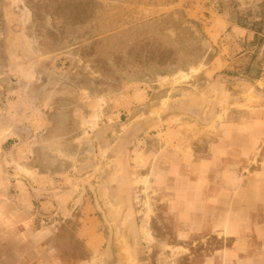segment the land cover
I'll return each mask as SVG.
<instances>
[{
  "label": "rangeland",
  "instance_id": "obj_1",
  "mask_svg": "<svg viewBox=\"0 0 264 264\" xmlns=\"http://www.w3.org/2000/svg\"><path fill=\"white\" fill-rule=\"evenodd\" d=\"M262 194L264 0H0V264H264Z\"/></svg>",
  "mask_w": 264,
  "mask_h": 264
},
{
  "label": "crops",
  "instance_id": "obj_2",
  "mask_svg": "<svg viewBox=\"0 0 264 264\" xmlns=\"http://www.w3.org/2000/svg\"><path fill=\"white\" fill-rule=\"evenodd\" d=\"M254 0H252V2H253ZM225 20H226V22H228L229 24H232V23H234L235 21L233 20V18H232V16H231V14L230 13H227V15L225 16ZM231 19V20H230ZM35 177H36V175H35ZM264 194H262L261 195V197H259V198H264V196H263ZM44 202V201H43ZM42 202V203H43ZM41 209H43V211H46V209L44 208V206H43V204L41 205Z\"/></svg>",
  "mask_w": 264,
  "mask_h": 264
},
{
  "label": "bare ground",
  "instance_id": "obj_3",
  "mask_svg": "<svg viewBox=\"0 0 264 264\" xmlns=\"http://www.w3.org/2000/svg\"><path fill=\"white\" fill-rule=\"evenodd\" d=\"M186 75H187L186 72H179V73H175V74H174V78H175V79H177V77H178V78H182V77H184V76H186Z\"/></svg>",
  "mask_w": 264,
  "mask_h": 264
}]
</instances>
